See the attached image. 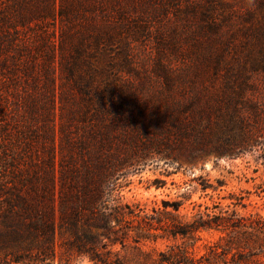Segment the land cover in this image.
I'll list each match as a JSON object with an SVG mask.
<instances>
[{"label": "trees", "instance_id": "trees-1", "mask_svg": "<svg viewBox=\"0 0 264 264\" xmlns=\"http://www.w3.org/2000/svg\"><path fill=\"white\" fill-rule=\"evenodd\" d=\"M154 1L202 20L195 35L218 30L217 8L222 22L236 11V0ZM254 2L252 41L190 69L167 65L144 78V95L142 83L97 91L91 80L103 67L89 58L107 61L130 30H148L132 0H0V264H51L57 254L66 263L264 264V217L240 215L241 198L186 218L179 202H125L117 181L144 152L173 164L264 151V0ZM201 230L222 236L196 257L186 244ZM162 239L182 243L148 247Z\"/></svg>", "mask_w": 264, "mask_h": 264}, {"label": "rangeland", "instance_id": "rangeland-1", "mask_svg": "<svg viewBox=\"0 0 264 264\" xmlns=\"http://www.w3.org/2000/svg\"><path fill=\"white\" fill-rule=\"evenodd\" d=\"M132 2V6L138 5L133 15L141 17V23L148 30L142 34L138 28L130 30L125 39L115 42L110 48L107 61H104L105 58H89L98 68L103 67V70L91 75L97 91L108 87L132 91L142 83L143 94L147 95L150 83H145V77L161 74L163 68L168 66L175 71L193 68L211 52H233L236 46L242 47L254 39L255 20L260 17L254 0H236L232 4L236 11L228 14L223 22V10L216 9L215 14L221 22L215 33H209L207 27L203 26L204 34L195 35L199 29L197 27L203 22L195 20L187 10L173 7L168 2L164 6L161 1L158 3L154 0ZM201 2L203 0H181L180 6L184 8L189 3L201 5ZM250 16H254V20L250 21ZM84 69L83 77L88 80L90 74ZM160 86L153 87L158 90ZM146 101L151 110L158 107L160 102L149 98ZM135 117L138 119V116ZM121 173L117 181L125 202L138 203L148 210L161 206L162 201L179 202L180 214L191 218L198 205L201 209L222 207L229 204L232 201L230 196H233L241 198L246 205V208L238 206L240 215L259 213L264 217V151L260 149L233 159L208 155L195 162L180 159L173 164L165 163L153 152H144L123 167ZM221 236L222 233L216 230H201L195 242L191 241L186 246L190 254L198 257L217 243ZM180 243V239H162L148 247L161 251L166 250L168 245ZM51 264L92 263L78 258H71L66 263L57 254Z\"/></svg>", "mask_w": 264, "mask_h": 264}]
</instances>
